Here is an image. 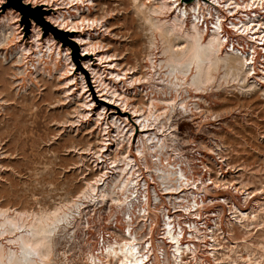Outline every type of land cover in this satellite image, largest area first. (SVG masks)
I'll return each mask as SVG.
<instances>
[{"label":"rangeland","instance_id":"374dc122","mask_svg":"<svg viewBox=\"0 0 264 264\" xmlns=\"http://www.w3.org/2000/svg\"><path fill=\"white\" fill-rule=\"evenodd\" d=\"M153 2L0 0V208L77 202L45 264H105L127 230L152 264H174L165 221L194 250L187 264H264V0H199L193 13L194 0H178L186 23L221 25L213 77L198 89L186 82L193 67L181 77L163 63L156 27L176 9ZM18 232L0 235L4 249Z\"/></svg>","mask_w":264,"mask_h":264},{"label":"bare ground","instance_id":"6f19581e","mask_svg":"<svg viewBox=\"0 0 264 264\" xmlns=\"http://www.w3.org/2000/svg\"><path fill=\"white\" fill-rule=\"evenodd\" d=\"M192 3L193 4H191L188 8L193 13L200 7V4H199L200 2L199 0H194V2ZM177 4H178V0H157L156 3L153 2L152 4L153 9L152 8L151 9L157 13L170 10L171 8L176 9L175 13L172 15V18L169 21H166L163 23L158 22L157 23L158 26L156 27L153 25V27L154 28L156 27V29L159 28L158 32H159L160 37L162 38L161 40H166L168 42V46L162 50V52L165 54V59L163 63L170 68V72L176 71L181 75V77L185 76L190 66L193 67L194 73L189 78V81H186V82L189 85H191L194 89H198V88H201L208 81L210 82V80L213 77L214 64L219 57L217 53L220 50V47L222 46V38L219 33V29L221 25H220V21L216 22L214 25H212V28L209 30L208 34H206L207 31L198 26L195 15L192 16V18H190L188 22L186 23V20H185L187 18L186 14L189 10L187 8L177 7ZM58 15H60L63 20L66 17L62 11H59ZM214 17H216V14H214ZM148 20L149 19H147V21ZM149 21L147 23H150ZM249 21H250V18H249ZM249 21L247 23H243L244 24L243 27L245 29L248 28ZM198 23H201V22L198 21ZM230 24L232 25V23ZM4 30L6 29L4 28ZM177 32H181V34L177 35ZM255 32L256 31L254 30L252 34ZM168 35H171L172 39H168L167 38ZM176 37H181L182 42H183V45L180 46V48L178 47V49L173 47L174 46L173 41ZM54 53L56 52L54 51ZM226 56H228V54ZM234 60H235L234 57H230V63L228 62L229 67L233 66ZM94 71L96 70L94 69ZM228 73H230V71ZM220 76L222 77V75ZM78 83H79L80 89H83L85 87L84 79L82 78V76H80ZM142 119H144V127H145L146 118H142ZM141 126H142V123H141ZM116 130L117 128L115 127L114 131L116 132ZM126 137H127V134H126ZM118 143H120V139H118ZM136 152L137 154L140 153V148H138ZM126 159H128V163H130L131 158L126 157ZM162 161H166V158H162ZM118 162H120V160H118ZM112 163L114 162H110L111 165ZM124 167H128L127 162H124V166L120 168V171H124ZM130 169H132V166H130ZM126 175H130V170H128V174ZM164 175L166 177L168 176L175 177L176 175L177 177H181L182 172H181V169L178 172L177 171H164ZM126 183H127V178L121 180L118 184V189L121 190L126 185ZM182 185H184V182H182ZM176 187H178V182H176ZM94 188H95V185L92 182H87L81 193L83 195H86V194L88 195L92 193L93 190H95ZM174 188H175L174 185L167 184L164 187V190H166L168 193H171L172 189ZM142 191H146V190H142ZM104 193L105 191H101L100 195H103ZM107 193L110 195L111 199L118 200V201L120 200V197L118 195H115V192L113 190ZM69 204L71 206H76L77 202L74 200H71L68 203L62 202L61 204L54 206L50 210L48 209L42 210L39 207L41 210L40 209L38 211H20L19 210V212H15L13 214H8L6 208L5 209L0 208V235L4 233H14V231L19 230V232L16 235H14L13 238H6V241H10V243H12V241L16 242L17 249L8 248V246H6V249H4L2 247V244H0V264H45L47 263V261L49 260L50 253H51L52 234L54 233V231L56 230V228L59 226L60 223H62L63 221L65 222L67 221L68 216H69V210H70ZM234 208L236 207L234 206ZM238 211L241 215L240 217H245V218L250 217L248 215V212H244L241 210H238ZM251 213H252L251 217L255 218V213L252 211ZM163 223H166L164 224L165 225V231H164L165 237L168 238V241L173 244L174 252L171 254V258H173L172 263L187 264V260H184L183 255H185L186 258L191 256L195 260L194 250L190 249L188 245L182 246L180 244L181 242L179 241V236H178L180 234H175L173 232V230L170 227V225L172 224L169 225V223H167L166 221ZM176 229H178V226ZM126 233H128L129 237H126L127 235L122 236L119 241L115 240L113 245L110 244L107 246V248L105 249V254L103 255V257L105 258V264H152V262H150L149 259L146 258V254L143 255L141 253L142 250H140V248L137 246V237L135 236V234H131V232L128 230L126 231ZM162 241L165 242L164 240ZM146 245H148V242H146V244L144 242V247H146ZM162 256H164L166 262L169 261L167 255H162ZM255 264H258V263L255 262Z\"/></svg>","mask_w":264,"mask_h":264}]
</instances>
